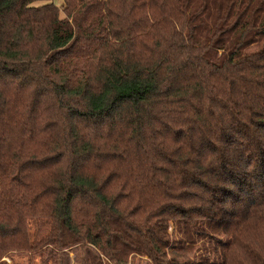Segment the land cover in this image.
Segmentation results:
<instances>
[{
    "label": "trees",
    "instance_id": "16d2710c",
    "mask_svg": "<svg viewBox=\"0 0 264 264\" xmlns=\"http://www.w3.org/2000/svg\"><path fill=\"white\" fill-rule=\"evenodd\" d=\"M11 254L264 264V0H0Z\"/></svg>",
    "mask_w": 264,
    "mask_h": 264
},
{
    "label": "rangeland",
    "instance_id": "374dc122",
    "mask_svg": "<svg viewBox=\"0 0 264 264\" xmlns=\"http://www.w3.org/2000/svg\"><path fill=\"white\" fill-rule=\"evenodd\" d=\"M57 4H60L58 1ZM71 262H73V255H70ZM6 264H28V258L24 256H20L18 254H11V256L4 257L2 259Z\"/></svg>",
    "mask_w": 264,
    "mask_h": 264
}]
</instances>
